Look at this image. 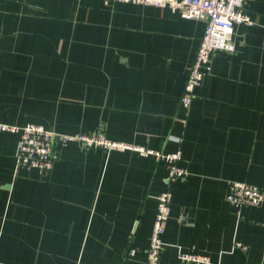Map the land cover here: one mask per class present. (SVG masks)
Returning <instances> with one entry per match:
<instances>
[{"label": "crops", "instance_id": "0c3cea01", "mask_svg": "<svg viewBox=\"0 0 264 264\" xmlns=\"http://www.w3.org/2000/svg\"><path fill=\"white\" fill-rule=\"evenodd\" d=\"M244 8L254 23L235 25L234 52L215 51L186 112L205 20L124 1L0 0V121L181 148L188 175L170 184L160 264H193L178 257L192 246L207 264L264 263V202L226 199L230 180L264 191V0ZM19 138L0 130V264H145L166 164L70 141L50 170L24 168Z\"/></svg>", "mask_w": 264, "mask_h": 264}, {"label": "built area", "instance_id": "2783aa9c", "mask_svg": "<svg viewBox=\"0 0 264 264\" xmlns=\"http://www.w3.org/2000/svg\"><path fill=\"white\" fill-rule=\"evenodd\" d=\"M105 4L116 1L151 4L161 8H170L177 11L184 18L205 20L206 28L196 53L195 60L190 68L189 76L181 96V105L188 112L197 88L204 77L211 71L212 58L217 50L234 52L236 43L234 28L237 23L253 24L254 20L245 10V0H103ZM0 130L19 132L20 138L16 153L17 166L24 168H39L50 170L54 165V149L58 144L77 141L84 148L104 149H133L142 155H154L155 158L166 164L168 169L167 188L157 196V211L154 218L150 242L145 249L147 259L145 264H160L161 252L164 247L162 235L166 229L171 212L172 191L171 182L188 175V169L180 164L182 151L178 146L175 151L149 148L140 145L128 144L107 138L101 132L91 133H63L46 127L42 124L27 123L25 125L9 124L0 121ZM179 144L181 136H170ZM227 201L236 208L243 206H259L264 202V191L256 184L230 180L228 182ZM237 247H244L241 242ZM135 250L132 249L131 253ZM180 260L193 264H207L210 256L199 252L192 246L188 250L180 251ZM116 264H123L118 262ZM264 264V263H260Z\"/></svg>", "mask_w": 264, "mask_h": 264}, {"label": "rangeland", "instance_id": "374dc122", "mask_svg": "<svg viewBox=\"0 0 264 264\" xmlns=\"http://www.w3.org/2000/svg\"><path fill=\"white\" fill-rule=\"evenodd\" d=\"M104 2V1H103Z\"/></svg>", "mask_w": 264, "mask_h": 264}]
</instances>
